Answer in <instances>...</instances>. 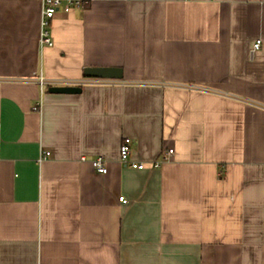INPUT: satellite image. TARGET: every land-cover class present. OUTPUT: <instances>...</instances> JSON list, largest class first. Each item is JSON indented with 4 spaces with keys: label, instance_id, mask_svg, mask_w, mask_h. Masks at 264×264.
Masks as SVG:
<instances>
[{
    "label": "crops",
    "instance_id": "1",
    "mask_svg": "<svg viewBox=\"0 0 264 264\" xmlns=\"http://www.w3.org/2000/svg\"><path fill=\"white\" fill-rule=\"evenodd\" d=\"M41 10L0 0V264H264V0H86L44 49Z\"/></svg>",
    "mask_w": 264,
    "mask_h": 264
},
{
    "label": "built area",
    "instance_id": "2",
    "mask_svg": "<svg viewBox=\"0 0 264 264\" xmlns=\"http://www.w3.org/2000/svg\"><path fill=\"white\" fill-rule=\"evenodd\" d=\"M41 3V21H40V37L39 45L42 49L52 48L54 46V40L51 33V27L54 19L59 13L71 14L74 11L80 10L84 7L86 0H34ZM262 46V41L258 40L253 48V52L259 51ZM28 81H33L37 83L41 88L44 87H65V86H74L83 88L86 85H112L117 81L105 80V79H96L88 78L81 81L68 82L60 79H47L43 76L37 77L35 79H30ZM40 105L35 107V110H39ZM120 162L126 168L133 170L144 171L148 169V165L144 162H137L131 159L132 155V139L125 138L120 145ZM50 153H43V156L40 158V162H43L48 158ZM174 155V150L170 149L164 152L161 155V158L157 161H154L150 168L158 169L165 163L171 161V158ZM93 169L100 175H106L108 173L107 162L103 157H97L91 161ZM120 201L124 204L127 203V200L124 197L120 198Z\"/></svg>",
    "mask_w": 264,
    "mask_h": 264
},
{
    "label": "water",
    "instance_id": "3",
    "mask_svg": "<svg viewBox=\"0 0 264 264\" xmlns=\"http://www.w3.org/2000/svg\"><path fill=\"white\" fill-rule=\"evenodd\" d=\"M87 78L105 79V80H122L123 74L119 69L88 68L85 70ZM83 89L81 87L65 86L51 87L49 92L60 95H78Z\"/></svg>",
    "mask_w": 264,
    "mask_h": 264
}]
</instances>
